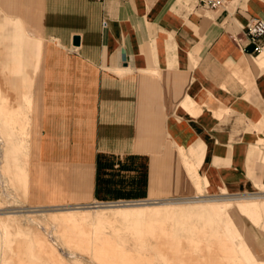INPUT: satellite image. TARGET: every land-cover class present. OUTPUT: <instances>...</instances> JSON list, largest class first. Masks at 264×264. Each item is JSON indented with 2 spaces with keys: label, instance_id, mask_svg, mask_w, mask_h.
<instances>
[{
  "label": "crops",
  "instance_id": "1",
  "mask_svg": "<svg viewBox=\"0 0 264 264\" xmlns=\"http://www.w3.org/2000/svg\"><path fill=\"white\" fill-rule=\"evenodd\" d=\"M253 16L264 0H0L2 61L30 69L24 196H186L190 164L211 192L264 185V35L258 54L242 46Z\"/></svg>",
  "mask_w": 264,
  "mask_h": 264
},
{
  "label": "rangeland",
  "instance_id": "2",
  "mask_svg": "<svg viewBox=\"0 0 264 264\" xmlns=\"http://www.w3.org/2000/svg\"><path fill=\"white\" fill-rule=\"evenodd\" d=\"M18 6L16 2V10L22 9ZM18 14L28 29L37 32L26 13ZM4 42L0 44V264H22V259L24 264H55L38 238L62 264H264V185L259 181L253 191L211 192L198 185L196 165L190 164L195 190L186 196L47 205L32 195L30 184L24 196L30 69L28 63L24 68L21 62L2 61L6 50H14L8 39ZM14 43L19 56L22 47L17 40ZM38 68L30 114L36 106ZM33 127L31 120L29 138ZM29 149L30 142L27 168L32 165Z\"/></svg>",
  "mask_w": 264,
  "mask_h": 264
},
{
  "label": "built area",
  "instance_id": "3",
  "mask_svg": "<svg viewBox=\"0 0 264 264\" xmlns=\"http://www.w3.org/2000/svg\"><path fill=\"white\" fill-rule=\"evenodd\" d=\"M228 0H194L197 6L218 9L224 6ZM246 41L244 48L251 54H258L261 50V39L264 35V19L259 16L251 17L245 24Z\"/></svg>",
  "mask_w": 264,
  "mask_h": 264
},
{
  "label": "bare ground",
  "instance_id": "4",
  "mask_svg": "<svg viewBox=\"0 0 264 264\" xmlns=\"http://www.w3.org/2000/svg\"><path fill=\"white\" fill-rule=\"evenodd\" d=\"M4 114V113H3ZM5 115V114H4ZM25 156V155H24ZM18 161V160H17ZM26 161V160H25ZM17 166H19V165H17ZM20 168V167H19ZM21 169V168H20ZM25 169V168H24ZM18 170V169H17ZM25 174V173H24ZM13 176H15L14 174H13ZM20 178V177H19ZM20 180V179H19ZM198 185L200 186V183L198 182ZM170 202H174V201H170ZM176 202V201H175ZM163 204V203H162ZM155 206V205H154ZM6 214H10V213H12V211L10 210V211H7L6 210V212H5ZM1 214V213H0ZM16 214V213H15ZM66 214V213H65ZM11 215V214H10ZM68 215V214H67ZM153 215V214H152ZM6 216V215H5ZM69 217V216H68ZM70 218V217H69ZM229 219V218H228ZM233 221V220H232ZM235 221V220H234ZM237 223V222H236ZM17 225V224H16ZM74 225V224H73ZM81 226V225H80ZM78 233V232H77ZM91 234V233H90ZM81 235H83V234H81ZM21 237V236H20ZM38 240H39V246H41L43 249H45L44 250V252L46 253V255H47V258L50 260V261H52V262H54L55 264H60L61 262L57 259V257L53 254V253H51L48 249H47V247H46V244L40 239V238H38ZM19 243V242H18ZM89 243V242H88ZM73 244L74 245H77V246H79V242L78 243H76L75 241H73ZM49 254V255H48ZM23 260V259H22ZM22 260H20V263L22 262V264H24L25 262H24V260L22 261ZM38 260V259H37ZM59 261V262H58ZM32 262V261H31ZM27 264V263H26ZM62 264V263H61Z\"/></svg>",
  "mask_w": 264,
  "mask_h": 264
},
{
  "label": "water",
  "instance_id": "5",
  "mask_svg": "<svg viewBox=\"0 0 264 264\" xmlns=\"http://www.w3.org/2000/svg\"><path fill=\"white\" fill-rule=\"evenodd\" d=\"M74 42L77 43L78 42V36H74Z\"/></svg>",
  "mask_w": 264,
  "mask_h": 264
}]
</instances>
